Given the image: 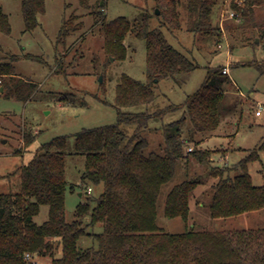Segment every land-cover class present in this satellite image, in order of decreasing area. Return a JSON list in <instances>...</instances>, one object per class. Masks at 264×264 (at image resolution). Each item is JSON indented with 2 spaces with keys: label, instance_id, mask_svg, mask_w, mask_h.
Returning a JSON list of instances; mask_svg holds the SVG:
<instances>
[{
  "label": "trees",
  "instance_id": "1",
  "mask_svg": "<svg viewBox=\"0 0 264 264\" xmlns=\"http://www.w3.org/2000/svg\"><path fill=\"white\" fill-rule=\"evenodd\" d=\"M156 15L168 30L182 28L180 6L187 14L186 30L208 32L217 0H153ZM106 0L97 7L104 8ZM86 10L94 8L92 0H79ZM232 19L252 21L254 9L264 0H231ZM25 29L38 26V16L44 13V0H22ZM96 24L104 41L108 57L126 58L124 44L132 26L124 16L106 20L98 14ZM71 19L65 21L61 36L70 32ZM82 23L79 22L77 26ZM264 32V30H263ZM0 33L8 35V16L0 6ZM146 45V81L122 74L115 87L117 120L114 124L83 129L75 135V151L84 156L82 184L101 185L102 193L94 200L87 193L86 201L75 209L74 220L65 219V149L67 137L58 136L43 143L33 158L20 168V190L0 194V264H40L37 258L50 257L51 264H264V227L228 232L196 229L191 225V201L202 184V178L188 176L172 186L166 194L164 216L181 218L185 230L166 232L158 224L157 205L162 187L175 176L176 164L191 158L198 164L207 163L209 174L215 179L206 203H202L211 218L234 217L264 208V184L254 185L248 167L261 164L264 173V137L260 145L246 150L236 166L212 165L219 150L200 147L201 142L216 134L222 123L220 107L229 85L224 66L209 68L200 89L186 97L181 106H169L153 113L130 112L124 109L148 106L155 97V88L163 79L178 81L195 65L179 50L171 46L160 27L150 28L148 17L135 30ZM28 58L38 59L27 55ZM18 56L0 61V87L6 97L28 100L34 91L32 82L17 79L13 62ZM259 70L264 74V66ZM68 94L59 96L67 102ZM183 107L181 119L162 128L161 152H147L148 142L141 131L152 117ZM188 119V137L182 125ZM135 125L131 135L124 134L122 125ZM35 135L24 130L21 134L26 147ZM194 143L187 151L188 143ZM221 150V149H220ZM88 190V188H87ZM47 207V218L40 224L34 221L40 207ZM201 206V205H200ZM90 214V226L100 224L102 232L93 234L97 248L79 249L78 240L86 235L82 218ZM191 225V226H190ZM61 250V256L55 255Z\"/></svg>",
  "mask_w": 264,
  "mask_h": 264
},
{
  "label": "rangeland",
  "instance_id": "2",
  "mask_svg": "<svg viewBox=\"0 0 264 264\" xmlns=\"http://www.w3.org/2000/svg\"><path fill=\"white\" fill-rule=\"evenodd\" d=\"M100 0H92L94 8L86 10L79 0H44V13L38 16V26L27 31L22 15V0H0L3 12L8 16L10 33H0V61L18 56L13 62L17 79L32 82V96L21 101L0 93V194L17 193L20 190V168L26 165L38 148L58 136L67 137L65 149V219L74 220L79 203L85 202L87 188L90 209L102 193L101 185L82 184L84 156L75 151V135L83 129L114 124L117 120L115 87L122 74L146 81V45L138 39L135 30L148 17L150 28L160 27L167 42L182 52L195 68L178 81L163 79L158 82L154 101L148 106L124 109L130 112L153 113L169 106H181L186 97L196 93L204 83L207 70L228 66L229 85L220 107L222 123L216 134L209 136L200 147L219 150L213 155L212 165L236 166L245 157L246 150L260 145L264 137V5L254 9L249 25L244 17L231 19V0H217L211 16L208 32L186 30V13L180 6L182 28L168 30L156 16L153 0H106L104 8L97 7ZM106 20L124 16L132 26L124 44L126 58L108 57L103 49V35L96 24L98 14ZM71 19L70 32L60 35L62 24ZM81 22L80 26H77ZM32 55L38 59L28 58ZM100 78L102 80H100ZM68 94V101L59 96ZM258 105L261 115L256 116ZM184 108L167 111L160 117H152L141 134L148 142L147 152H161L163 126L181 119ZM26 130L35 135L33 142L24 146L21 139ZM124 134L131 135L135 125H122ZM183 136L188 137L190 123L182 125ZM193 147L188 143L186 147ZM221 149V150H220ZM264 163V154L261 157ZM259 162L248 168L254 185L264 184V173ZM201 177L202 184L191 201V225L196 229L237 232L264 227V208L234 217L211 218L202 203L209 201V192L215 179L209 174L207 163L198 164L189 158L176 164L174 178L165 184L157 205V220L166 232L181 233L185 224L181 218H166L164 203L166 194L176 183L186 177ZM201 205V206H200ZM47 218V207L41 206L34 217L37 224ZM86 235L78 240L79 249L97 248L92 235L102 232V226H90V214L82 218ZM190 225V226H191ZM61 256V250L55 258ZM40 264H51L50 257L37 258Z\"/></svg>",
  "mask_w": 264,
  "mask_h": 264
},
{
  "label": "built area",
  "instance_id": "3",
  "mask_svg": "<svg viewBox=\"0 0 264 264\" xmlns=\"http://www.w3.org/2000/svg\"><path fill=\"white\" fill-rule=\"evenodd\" d=\"M229 17L232 19L234 17V13L231 12L229 14ZM228 66H224L223 69H222V73L227 75L228 74ZM261 109H262V106L261 105H258V108L257 110L255 111V115L256 116H260L261 115ZM191 150V147L187 148V151H190ZM91 191V188H88L87 192L89 193Z\"/></svg>",
  "mask_w": 264,
  "mask_h": 264
},
{
  "label": "water",
  "instance_id": "4",
  "mask_svg": "<svg viewBox=\"0 0 264 264\" xmlns=\"http://www.w3.org/2000/svg\"><path fill=\"white\" fill-rule=\"evenodd\" d=\"M155 13H156V15H158L159 11L156 9ZM100 80H102V79L100 78ZM2 91H3V89L0 87V93H2Z\"/></svg>",
  "mask_w": 264,
  "mask_h": 264
}]
</instances>
